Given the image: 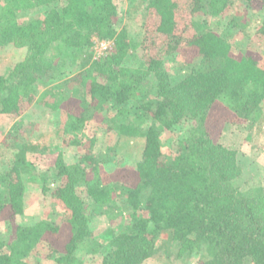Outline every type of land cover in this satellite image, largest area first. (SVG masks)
<instances>
[{
  "label": "trees",
  "instance_id": "obj_1",
  "mask_svg": "<svg viewBox=\"0 0 264 264\" xmlns=\"http://www.w3.org/2000/svg\"><path fill=\"white\" fill-rule=\"evenodd\" d=\"M144 1L146 35L133 46L127 30L115 27L116 0H0V50L17 42L27 47L25 58L7 75L0 74V117L23 112L35 101V85L58 77L52 49L80 51V85L72 93L79 104L68 109L63 130L68 144L86 147L77 163L62 158L57 163L60 183L51 197L65 214L55 222L16 225L9 242L0 240V264H40L36 257L32 261L40 250L49 257L57 254L58 264H82L77 251L84 248L102 253L103 264H143L156 255L164 231L192 254L207 248L209 255L199 264H247L248 259L264 264V185L243 181L239 152L216 142L211 131L220 122L250 127L261 122L264 59L234 53L227 37L196 22L197 13L219 16L232 0ZM245 1L258 6L264 35V0ZM37 9L45 13L28 23L19 21L18 12ZM94 37L113 41L107 57L93 59ZM181 48L193 54L194 65L175 80L165 70V57ZM131 50L142 57L139 67L125 65ZM151 75L154 86L149 85ZM65 93L48 89L42 101L54 110L65 109L72 98ZM111 109L126 113L112 126L119 136L145 138L135 170L121 171L114 182L102 178L101 159L92 151L96 139L88 127ZM179 126L186 133L168 158L162 133ZM30 150L36 147H22L17 155L22 168L15 166L4 176L8 197L0 199V221L24 212L23 172L33 168L25 162ZM116 198L130 208L129 214L100 243L90 225L89 205L114 206L120 212Z\"/></svg>",
  "mask_w": 264,
  "mask_h": 264
},
{
  "label": "rangeland",
  "instance_id": "obj_2",
  "mask_svg": "<svg viewBox=\"0 0 264 264\" xmlns=\"http://www.w3.org/2000/svg\"><path fill=\"white\" fill-rule=\"evenodd\" d=\"M116 3L119 8L116 29H126L128 39L133 46L142 44L148 19L145 1L116 0ZM258 10V6H248L245 0H232L225 12L219 16L199 12L194 18L200 27L227 37L234 53H249L264 59V35L259 31L262 15ZM44 13V10L38 9L23 10L18 12L17 17L21 23H28ZM113 46V41L94 37L89 51L93 59H102L109 55ZM140 50L142 48L139 46L137 53L141 55ZM137 53L131 50L125 65L139 67L143 60ZM26 54L27 47L20 42L3 47L0 50V74L7 75L25 58ZM49 54L59 61L58 77L46 78L45 82H38L35 85V101L23 112L3 114L0 117V199L8 195L4 176L15 166L22 168L23 163L17 156L22 147H36V150L26 153L25 162L30 163L34 169L28 167V170L23 172L27 176L24 181L26 186L24 212L15 215L12 219L0 221V240L4 242L10 241L16 225L38 221L55 222L65 214L51 197L53 190L60 183L57 163L59 158H62L66 164L77 163L86 151V147L82 145L68 144L70 138L63 130L68 109L79 104L72 93L76 86L80 85L81 78L78 74L82 72L81 53L73 49H65L62 52L52 49ZM193 65V54L183 48L170 50L165 57V70L175 80L187 76ZM148 80L149 85H155L154 75ZM48 89L55 94L66 92V98L72 97L68 103H65V109L54 110L43 103L42 95ZM125 115L124 112L111 109L106 116L101 113L88 124L90 133L96 139L92 151L102 162V178L110 182H114L123 170H135L145 148V138L119 136L112 127ZM262 115L261 122L253 127L247 122L228 121L220 122L211 128L216 142L239 152L240 163L244 170L242 179L249 186L264 185V102ZM185 133L186 130L180 126L175 130L163 131L162 148L166 157H171L179 137ZM116 205L120 206V212L114 206L105 207L95 203L89 205L90 225L95 238L100 243L107 242L111 237L110 230L118 231V224L122 225L120 221L129 214L130 208L123 206L121 198H116ZM156 244V255L143 264H199L209 255L207 248L200 253L192 254L186 250L184 244L175 241L168 231L159 235ZM40 251L33 256L32 261L36 257L40 259V264H58L57 254L49 257L45 250ZM77 256L82 260V264H103L102 253L92 254L86 248L79 249ZM246 263L254 264L250 259Z\"/></svg>",
  "mask_w": 264,
  "mask_h": 264
}]
</instances>
